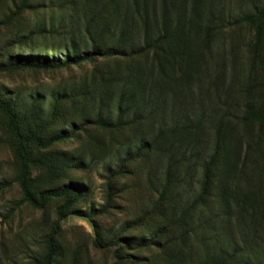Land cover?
<instances>
[{
    "label": "trees",
    "instance_id": "16d2710c",
    "mask_svg": "<svg viewBox=\"0 0 264 264\" xmlns=\"http://www.w3.org/2000/svg\"><path fill=\"white\" fill-rule=\"evenodd\" d=\"M32 2L16 1L12 14ZM51 2L74 6L52 23L53 43L23 51L19 40L35 42V33L11 39L0 71L93 68L79 87L22 98L0 90L19 161L17 205L44 209L57 199L58 220L85 215L97 226L96 215L119 206L116 178L126 162L116 170L106 163L105 203L87 209L78 205L90 185L71 171L101 156L52 146L84 132L90 149L113 152V132L126 128L138 136L159 201L120 231L101 235L99 225L96 244L115 247L118 264H264V0ZM229 53L241 66L226 63ZM34 169L43 174L33 178ZM10 185L0 182V191ZM59 230L57 221L36 264H56Z\"/></svg>",
    "mask_w": 264,
    "mask_h": 264
},
{
    "label": "rangeland",
    "instance_id": "374dc122",
    "mask_svg": "<svg viewBox=\"0 0 264 264\" xmlns=\"http://www.w3.org/2000/svg\"><path fill=\"white\" fill-rule=\"evenodd\" d=\"M21 0H0V49L7 45L11 39L21 38L23 35H30L37 38L35 42L27 39L21 41L23 51L28 48H44L46 42L53 43L55 31L51 29L62 22L64 14L73 11L72 4L53 3L51 0H33L28 8L23 9L20 14H12L15 11L14 3ZM76 8V6H75ZM13 16H15L13 18ZM242 28V27H241ZM241 28H237L239 30ZM45 30V32H44ZM247 34V30L242 29ZM43 32V33H42ZM59 32H63L61 29ZM56 39H59L58 37ZM48 46L50 44H47ZM51 47H56L52 45ZM62 47V46H61ZM15 51H19L15 45ZM231 58L241 66L242 60L232 57L229 53L227 62L231 66ZM93 63L73 65L70 68L50 70H18L0 71V90L11 92L12 96L25 97L29 93L55 91L65 86L79 87L83 82H88ZM43 107H49V101L43 102ZM45 107V108H46ZM78 124V122H76ZM79 125V124H78ZM113 132L115 142L113 152H105L102 149L92 148L88 136L84 132H77L71 140L56 143L52 148L56 151H83L88 159L91 152L96 153L99 162L82 164L80 167L71 168L72 175H78L87 181L90 190L85 193L83 201L78 207L87 209L95 206L101 208L105 203V165L110 163L114 170L117 169L121 157L126 162L124 172L116 178L117 191L120 195L115 200L118 207H111L108 213H101L95 216L97 226L85 215L72 214L66 219L58 220L57 206L59 200L53 199L44 209L35 208L27 203L17 205L22 199V190L16 176L19 173V161L7 141V128L5 118L0 113V182L8 181L10 186L0 191V264H36V261L45 251L47 235L52 231L55 223L60 224L59 243L61 254L56 264H118L115 256V247L108 246L103 242L102 246L96 244L98 232L97 227L103 229L101 235L110 231H120L122 223L129 218L142 214L147 209H152L159 201L155 189L148 183L142 155L137 156L136 147L139 145L138 136L130 129H115ZM110 140L108 134H105ZM63 154V153H61ZM128 154H131L132 161ZM97 159V158H95ZM121 160V161H122ZM153 160V159H148ZM147 160V161H148ZM151 163V161H150ZM44 170L34 169L33 178L43 174ZM150 184V185H149ZM193 192L187 191V196L192 197ZM168 200L165 201L167 204ZM10 215L9 212L13 210ZM154 213V212H152ZM158 216L160 215L156 212ZM99 237V236H98ZM108 244V245H107ZM123 264V263H122ZM130 264V262H124Z\"/></svg>",
    "mask_w": 264,
    "mask_h": 264
}]
</instances>
